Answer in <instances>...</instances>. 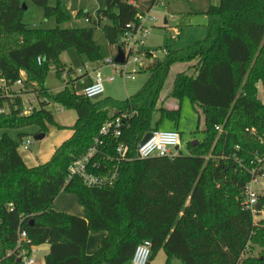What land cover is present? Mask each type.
<instances>
[{"label":"trees","instance_id":"16d2710c","mask_svg":"<svg viewBox=\"0 0 264 264\" xmlns=\"http://www.w3.org/2000/svg\"><path fill=\"white\" fill-rule=\"evenodd\" d=\"M105 1L93 27L43 30L24 23V0H0V79L12 85L21 73L26 75L20 93L0 92V263L23 264L18 263L23 250L29 254L31 247L49 244L45 264H131L137 246L150 240V261L163 250L166 264H264V217L255 221L243 206L254 171L264 168V101L259 97V86L264 90V0L210 3L201 11L208 19L206 37L149 65L142 72L148 74L145 84L125 101L85 99L68 85L52 94L45 85L49 67L55 66L62 79L65 51L74 48L90 62H99L103 57L95 30L101 28L114 59L119 47L125 49L126 36L137 31V16L158 3ZM162 1L168 8L173 0ZM32 2L59 25L71 20L60 1L55 7L49 0ZM86 16L92 18L81 10L76 18ZM190 63L194 74H177L169 95L180 108L166 109L160 99L172 67ZM28 94L45 101L25 115ZM185 99L202 111L203 139L189 143L188 154L179 151L173 159H137L138 145L164 120L178 126ZM51 104L76 111L75 124L59 126ZM125 114L131 115L123 119L120 140L130 152L120 159L117 140L102 139L99 131ZM31 126L39 134L46 135L50 127L73 134L48 162L29 167L19 152L25 134L14 140L4 131ZM97 137L103 141L97 156L101 171L117 172L118 177L112 186L90 189L77 178L70 180L69 168ZM64 192L76 196L84 218L54 210ZM259 204L261 211L264 192ZM22 231L28 241L17 248ZM93 232L106 236L88 254ZM250 246L262 248L261 253L243 260Z\"/></svg>","mask_w":264,"mask_h":264},{"label":"rangeland","instance_id":"374dc122","mask_svg":"<svg viewBox=\"0 0 264 264\" xmlns=\"http://www.w3.org/2000/svg\"><path fill=\"white\" fill-rule=\"evenodd\" d=\"M58 1L61 2L64 9L69 8V4H71V10L69 11L71 20L69 22L59 25L56 17H47L43 8L37 7L32 2V0H24L23 6L24 8H26L24 9L23 15L24 23L33 29L43 30L55 29L57 27H60L62 29L93 27L92 22L86 23L84 17L76 19L71 15V13L72 11L76 10V8H83L84 6L90 5L93 6L95 4L101 3L104 0H97V2H91L90 0H49V5L55 7ZM207 1H210L211 4L215 5H219L220 3V0H173L169 2L168 8H165L166 4L165 7H163V5L161 4H158L153 8V10L147 15V19L149 16V19H156V21L152 24L149 35L146 38H141L143 46L141 52H139V54H144L146 51H150L153 56L146 55L148 58L145 56H140L144 60L146 67L142 69L141 73L136 74L135 80H127L124 82L122 78L117 75L114 67L107 64V62L113 58L115 52L110 48L102 29L96 28L95 40L100 46L103 59L97 63H92L89 61L87 56L79 54L74 48L68 49L61 55V61L62 64L67 66V69L70 68L73 70L72 77L68 78V80H70V84L67 83L68 81L63 80V78H57V70L55 66H50L45 83L47 89L52 94H55L62 91L68 85V88L72 93L80 95L83 90V85H81L80 83L82 81L83 73H86L87 71L89 73H92L102 66V68H104L103 72L105 73L106 78L115 77L116 79L113 83H106L105 96L118 98V96L123 95L121 101L125 100L126 98H128V94H132L131 92L134 90H139V88H141L145 84L148 74L142 72H146L149 65H152L157 60L163 59L165 57V55L161 52L163 49H168V51L172 52L175 50L187 48L188 46L206 37L208 19L205 14L201 13V10L207 7ZM166 21L167 24H165ZM124 52H127V50L124 49ZM132 60L133 58L131 59V69L134 68ZM193 64L194 63L176 64L172 67L170 76L163 91V95H166L169 90L172 89L177 74L181 72L194 74L193 69H190ZM33 97V94H28L24 97V102L26 104L31 102L30 99H32ZM260 99L264 101V90L262 88L260 90ZM33 105H35L36 107L39 106L36 102ZM162 106H164V104ZM167 107L170 108V106ZM49 110L52 111L56 121L59 124L67 127L72 126L76 122L78 117L76 111L64 110L62 107L54 104L49 107ZM180 114V120L177 127H175L173 122L164 120L163 123L160 124L159 130L178 131L182 136V144L179 151H181L183 154H188V144L203 139L202 131L204 116L202 114V111L199 110L198 112L188 99H185L183 101ZM156 117L157 119H159L158 115ZM68 131L69 129L63 130L61 137L64 138L67 135ZM4 132L8 133L14 140H18L19 134L23 133L25 134L24 139H31L33 141V145L30 147L29 152H25L20 149L22 152H24V154H32L35 157L38 153L45 152L42 159L46 160L49 154L54 150L55 143L53 138L49 137L45 140V142L42 143V140H36V137L40 135V129L37 126H31L20 130H6ZM259 188L257 190H259ZM62 195L64 196L61 197ZM61 196L58 198L59 200L56 201V206L54 204V210L57 209L56 207L60 208V206H62L61 204H67L70 199L71 201H73V205H78L79 203L77 198L73 194L64 192L61 194ZM62 210L63 211L60 212H64V210H67V207L63 208ZM259 220L260 219H256V221ZM261 250L262 248L259 247H256L254 250H252L250 246L248 247V249H246L244 255L242 256V259L244 260L250 255L253 257H257L260 255ZM42 258V253L34 254V259L37 264H43ZM171 264H180V262L178 260H174Z\"/></svg>","mask_w":264,"mask_h":264},{"label":"built area","instance_id":"2783aa9c","mask_svg":"<svg viewBox=\"0 0 264 264\" xmlns=\"http://www.w3.org/2000/svg\"><path fill=\"white\" fill-rule=\"evenodd\" d=\"M158 4H161L163 5V7H165V3L162 0H158L157 5ZM148 14L137 16V20L139 23L137 31L135 33L128 34L124 39V47L127 50V52H125V63L116 64L113 58L107 62L108 65L114 67L115 72L122 78L124 82L127 80H135L136 74L141 73L142 69L146 67L144 60L140 56H153L150 51H146L144 54H139L143 46L141 38H146L149 35L152 28V24L156 21V19H149V16L147 19ZM86 21L89 23L92 22V20L88 17H86ZM161 52L164 55H167L170 51H168V49H163ZM132 58L134 65L133 69L130 68ZM38 63L39 65H41V59H38ZM69 77L71 78L72 74H69V70L66 69L62 75V78L63 80L68 81L67 83H69ZM25 79V73H21V78L15 84L12 85H8V83L4 79H0V92L6 94L12 92L20 93V89L24 87ZM115 80V77L106 78L105 73L103 72V68H99L98 70L94 71L91 82L83 86V90L80 95L83 96L85 99L92 100L97 97L101 98L105 95L106 83H113L115 82ZM30 101L31 102L27 104L25 103V115H30L31 113H33L34 109L36 108V106L33 105L35 102L39 105V102L45 101V99L39 100L37 97L34 96L32 99H30ZM51 106L52 104L49 107ZM130 115L131 114H125L123 117H116L115 119L107 121L99 131V136L102 137V139L111 138L117 140L115 152L120 157V159H123L130 152L129 146H127L125 143H123L122 140H120L124 127L123 119L128 118ZM217 129L219 130V128ZM151 134V138L145 145L140 146L141 143L138 145L135 153V157L137 159H173L178 155L179 149L182 144V137L178 131L156 130L151 132ZM32 145L33 141L31 139H24L21 143L20 149L25 152H28ZM102 146L103 141L99 137L95 138L94 143L88 148L87 152L82 157L76 159L70 165V180L73 178H77L83 183L84 186L90 189L105 188L113 185V183L118 177L117 172L101 171V168L99 167L97 162L99 147ZM262 186H264V168H258L256 171H254L253 179L246 186L243 199L244 209L250 211L254 215L255 221L256 219L258 220L264 217V209L260 211V207H258L259 197L264 191V187ZM258 188L259 190H257ZM27 241V233L25 231L20 232L17 248L23 247V245ZM152 246L153 245L150 240H144L142 243H140L135 250V253L131 260V264H149L152 255ZM20 259L22 260L23 264H37L35 259L28 255L27 252L24 250L21 253Z\"/></svg>","mask_w":264,"mask_h":264},{"label":"crops","instance_id":"0c3cea01","mask_svg":"<svg viewBox=\"0 0 264 264\" xmlns=\"http://www.w3.org/2000/svg\"><path fill=\"white\" fill-rule=\"evenodd\" d=\"M91 1V0H90ZM178 1V0H177ZM91 2H97V0H95V1H91ZM211 2L209 1H207V6L210 4ZM95 4V3H94ZM213 5H215V4H213ZM106 7V1L104 0V1H102L101 3H99V4H95V5H90V6H84L83 8L82 7H80V8H76V10H74V11H72V13H71V15L73 16V17H75L76 18V16H77V13L79 12V11H81L82 9H85V10H82V11H84V12H88L90 15H91V17L92 18H90L91 20H92V22H93V20H96L97 19V11L98 10H102V9H104ZM165 8H167V6L165 7ZM206 9V8H205ZM205 9H203V10H205ZM66 10V12L69 14V11L71 10V4H69V8H67V9H65ZM203 10H201V11H203ZM70 15V14H69ZM171 15H173V14H171ZM87 17V16H86ZM86 17H84L85 18V22L86 23H89V22H87L86 21ZM81 18H83V17H81ZM89 18V17H88ZM76 19H80V18H76ZM91 23V22H90ZM101 68H102V66H101ZM97 69V68H96ZM95 69V70H96ZM104 69V68H103ZM93 74H94V71L92 72V73H89L88 71L86 72V73H83V76H82V81L80 82L81 83V85H85V84H89L90 82H91V80H92V78H93ZM261 88H262V86L260 85L259 86V91L261 90ZM141 88H139V90H140ZM263 89V88H262ZM139 90H134V91H132L131 93L132 94H128V98L129 97H131L132 95H134V93L136 94ZM171 90V89H170ZM170 90H169V92L166 94V95H161V99H160V104H164V107L166 108V109H169V110H177V109H179L180 108V104L178 103V101L177 100H175V99H173V98H170L169 97V93H170ZM137 91V92H136ZM103 97H110V96H103ZM122 97H123V95L122 96H118V98H114V99H116V100H119V101H121L122 100ZM259 97H260V94H259ZM111 98H113V97H111ZM128 98H126V99H128ZM125 99V100H126ZM125 100H123V101H125ZM167 106H170V108H168ZM182 107V106H181ZM54 120H55V122L59 125V126H61V127H66V128H70V127H72V126H70V127H67V126H64V125H61V124H59L57 121H56V119H55V117H54ZM172 128H174V127H172ZM63 130H65V129H62V130H60V129H57L56 127H50V129H49V132L46 134V136H45V138L41 141V143L42 142H45V140L47 139V138H49V137H51V138H53V140H54V150L49 154V156H48V158L46 159V160H43L42 159V157H43V155L45 154V152H41V153H38L37 154V156H33L32 154H24V152H22L21 150H19V152H20V154H21V156L23 157V159H24V161H25V163H26V165L27 166H29V167H33V166H37V165H40V164H43V163H46V162H48L49 160H50V158L52 157V155H53V153L55 152V150L64 142V141H66L67 139H69L71 136H72V131L71 130H69L68 132H67V135L64 137V138H62L61 137V134L63 133ZM61 137V138H60ZM182 137V136H181ZM59 139V140H58ZM45 144V143H44ZM29 152V151H28ZM61 196V195H60ZM64 195H62L61 197H63ZM76 197V196H75ZM57 200H59V199H57ZM56 200V201H57ZM78 200V199H77ZM56 204H57V202H55V206H56ZM62 206H60V208L59 207H56L57 209H55L56 211H58V212H60V211H63L62 209L63 208H65V207H67V210H64V212H66V213H69V214H72V215H76V216H78V217H82V218H84L85 216H86V213H85V210H84V208L78 203V205H73V201H71V199H70V201H68V203L67 204H61ZM55 206H54V208H55ZM106 236V233H103V232H101V233H95V232H93V233H90V235H89V239H88V245H87V253L88 254H94L98 249H99V247H100V245H101V242H102V240H103V238ZM51 252V247H50V245L49 244H44V245H40V246H33V247H31V249H30V252H29V254L28 255H30L33 259H34V254H40V253H42V255H43V258H42V261H43V264H45V257L49 254ZM166 261H167V256H166V254H165V252L163 251V250H161L158 254H157V256H156V258L153 260V261H150V263L149 264H166ZM1 264V263H0Z\"/></svg>","mask_w":264,"mask_h":264},{"label":"water","instance_id":"95a60500","mask_svg":"<svg viewBox=\"0 0 264 264\" xmlns=\"http://www.w3.org/2000/svg\"><path fill=\"white\" fill-rule=\"evenodd\" d=\"M26 9V8H25ZM165 24H167V21L165 22ZM114 61H115V63L116 64H124L125 63V61H126V55H125V52H124V50L122 49V47H119L118 48V50H117V54H116V56H115V58H114ZM100 97H97V98H95L94 100H97V99H99ZM45 134H40L39 136H37L36 137V140L37 141H41V140H43L44 138H45ZM151 136H152V134L151 133H148L146 136H145V138L143 139V141L141 142V144H140V146H143V145H145L148 141H149V139L151 138ZM192 144L193 145H197L198 144V141H194V142H192ZM258 207H260V204L258 205ZM22 262V260L21 259H19L18 260V263H21Z\"/></svg>","mask_w":264,"mask_h":264}]
</instances>
